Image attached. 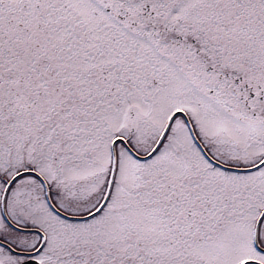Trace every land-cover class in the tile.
Returning a JSON list of instances; mask_svg holds the SVG:
<instances>
[{
	"label": "snow or ice",
	"instance_id": "6c2138e0",
	"mask_svg": "<svg viewBox=\"0 0 264 264\" xmlns=\"http://www.w3.org/2000/svg\"><path fill=\"white\" fill-rule=\"evenodd\" d=\"M0 264H264V0H0Z\"/></svg>",
	"mask_w": 264,
	"mask_h": 264
}]
</instances>
